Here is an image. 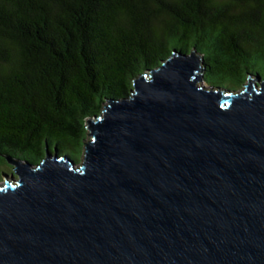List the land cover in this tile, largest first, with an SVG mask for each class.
Wrapping results in <instances>:
<instances>
[{
  "label": "water",
  "instance_id": "1",
  "mask_svg": "<svg viewBox=\"0 0 264 264\" xmlns=\"http://www.w3.org/2000/svg\"><path fill=\"white\" fill-rule=\"evenodd\" d=\"M173 51L87 121L82 161L8 158L0 264H264V80Z\"/></svg>",
  "mask_w": 264,
  "mask_h": 264
},
{
  "label": "trees",
  "instance_id": "2",
  "mask_svg": "<svg viewBox=\"0 0 264 264\" xmlns=\"http://www.w3.org/2000/svg\"><path fill=\"white\" fill-rule=\"evenodd\" d=\"M192 50L208 86L264 80V0H0V176L46 151L78 162L88 120Z\"/></svg>",
  "mask_w": 264,
  "mask_h": 264
},
{
  "label": "rangeland",
  "instance_id": "3",
  "mask_svg": "<svg viewBox=\"0 0 264 264\" xmlns=\"http://www.w3.org/2000/svg\"><path fill=\"white\" fill-rule=\"evenodd\" d=\"M171 57V56H170ZM248 83V82H247ZM247 83H245L240 89V90H236L234 91V93H239L241 90H243V88H245V86L247 85ZM199 85L201 86H205V87H208V85L203 81V77H202V81L199 83ZM88 141V136H87V139L85 140V142ZM82 157L83 155L79 158V161L78 162H74V167H77L80 165L81 161H82ZM44 159V158H43ZM20 163L22 165H26L25 162L23 161H20ZM18 179L17 175L13 176L11 175L10 171L9 170H5V172L0 176V186L3 185L6 181H16Z\"/></svg>",
  "mask_w": 264,
  "mask_h": 264
}]
</instances>
